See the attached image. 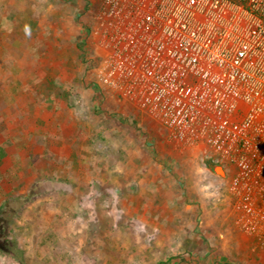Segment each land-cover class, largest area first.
Instances as JSON below:
<instances>
[{
    "label": "rangeland",
    "instance_id": "374dc122",
    "mask_svg": "<svg viewBox=\"0 0 264 264\" xmlns=\"http://www.w3.org/2000/svg\"><path fill=\"white\" fill-rule=\"evenodd\" d=\"M101 5L0 0V264H226L233 170L131 98Z\"/></svg>",
    "mask_w": 264,
    "mask_h": 264
},
{
    "label": "built area",
    "instance_id": "2783aa9c",
    "mask_svg": "<svg viewBox=\"0 0 264 264\" xmlns=\"http://www.w3.org/2000/svg\"><path fill=\"white\" fill-rule=\"evenodd\" d=\"M130 96L232 168L243 232L264 249V0H101Z\"/></svg>",
    "mask_w": 264,
    "mask_h": 264
},
{
    "label": "crops",
    "instance_id": "0c3cea01",
    "mask_svg": "<svg viewBox=\"0 0 264 264\" xmlns=\"http://www.w3.org/2000/svg\"><path fill=\"white\" fill-rule=\"evenodd\" d=\"M231 244L233 246L235 244L232 250L223 247L218 251L217 262L226 258L229 260L226 264H259V262L264 264V249H258L254 252L253 242L243 234H237L236 239ZM222 264H225V262Z\"/></svg>",
    "mask_w": 264,
    "mask_h": 264
},
{
    "label": "bare ground",
    "instance_id": "6f19581e",
    "mask_svg": "<svg viewBox=\"0 0 264 264\" xmlns=\"http://www.w3.org/2000/svg\"><path fill=\"white\" fill-rule=\"evenodd\" d=\"M214 167L217 169V171H218V172L222 173V170H221V168H220V167H218L217 165H216V166H214ZM216 169H215V170H216Z\"/></svg>",
    "mask_w": 264,
    "mask_h": 264
},
{
    "label": "water",
    "instance_id": "95a60500",
    "mask_svg": "<svg viewBox=\"0 0 264 264\" xmlns=\"http://www.w3.org/2000/svg\"><path fill=\"white\" fill-rule=\"evenodd\" d=\"M218 166V165H217ZM218 167H220V166H218Z\"/></svg>",
    "mask_w": 264,
    "mask_h": 264
}]
</instances>
